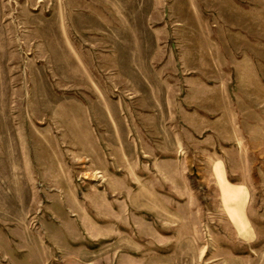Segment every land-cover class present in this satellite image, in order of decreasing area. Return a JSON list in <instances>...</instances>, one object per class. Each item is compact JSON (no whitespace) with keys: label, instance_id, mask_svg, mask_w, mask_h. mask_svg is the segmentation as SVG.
I'll list each match as a JSON object with an SVG mask.
<instances>
[{"label":"rangeland","instance_id":"1","mask_svg":"<svg viewBox=\"0 0 264 264\" xmlns=\"http://www.w3.org/2000/svg\"><path fill=\"white\" fill-rule=\"evenodd\" d=\"M0 264H264V0H0Z\"/></svg>","mask_w":264,"mask_h":264},{"label":"crops","instance_id":"2","mask_svg":"<svg viewBox=\"0 0 264 264\" xmlns=\"http://www.w3.org/2000/svg\"><path fill=\"white\" fill-rule=\"evenodd\" d=\"M228 187V186H227ZM231 188H233V187H231ZM241 228H244L245 226H240Z\"/></svg>","mask_w":264,"mask_h":264}]
</instances>
